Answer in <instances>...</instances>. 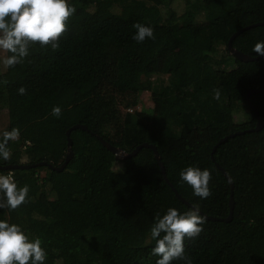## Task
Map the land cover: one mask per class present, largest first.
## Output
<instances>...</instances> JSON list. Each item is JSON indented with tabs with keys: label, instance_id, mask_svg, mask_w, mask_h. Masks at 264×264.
<instances>
[{
	"label": "trees",
	"instance_id": "1",
	"mask_svg": "<svg viewBox=\"0 0 264 264\" xmlns=\"http://www.w3.org/2000/svg\"><path fill=\"white\" fill-rule=\"evenodd\" d=\"M69 3L80 14L69 21L58 50L34 45L22 64L0 71V137L20 131L0 166L46 162L0 169L30 189L18 209H0V220L40 238L45 264H156L150 255L156 215L198 206L203 232L185 240L192 264H264V57L242 61L228 47L235 32L264 21V0ZM137 22L151 27L154 39L134 41ZM261 41L264 24L238 34L233 45L257 56L253 47ZM164 50L171 52L169 67L186 73L188 82L177 74L167 81L151 77L149 67ZM250 102L263 120L258 131H247L258 122ZM54 106L62 109L59 118ZM77 124L87 129L71 130L72 157L63 170L52 169L66 161L67 133ZM183 127L213 130L215 142L193 149L188 137L174 132ZM238 131L246 132L213 153L220 139ZM97 135L127 153L154 145L167 178L191 205L167 182L151 147L117 159ZM188 166L210 170L207 199L180 179ZM231 198V221L209 218H228Z\"/></svg>",
	"mask_w": 264,
	"mask_h": 264
},
{
	"label": "clouds",
	"instance_id": "2",
	"mask_svg": "<svg viewBox=\"0 0 264 264\" xmlns=\"http://www.w3.org/2000/svg\"><path fill=\"white\" fill-rule=\"evenodd\" d=\"M76 8L69 0H0V51L6 53L2 64L6 68L22 64L30 55V48H60V40L68 30V24L75 15ZM136 30L132 39L143 43L146 39H154V30L142 23H135ZM253 52L264 57V41L257 42ZM7 84L8 81H2ZM26 89H18L20 95ZM215 98H219V91ZM52 115L59 118L62 109L54 106ZM18 128L5 131L0 137V158L8 160L11 151L9 141L19 138ZM180 179L189 185L193 194L201 199L211 196V172L208 169L188 166L179 173ZM29 186H18L11 174H0V209L15 211L27 202ZM205 217L200 214L198 206H193L181 214L175 208H168L163 215L157 214L151 228V237L155 246L150 255L158 257L156 264H172L182 260L184 264H192L185 255V240H194L203 232ZM47 252L40 238H30L17 224L0 220V264H45Z\"/></svg>",
	"mask_w": 264,
	"mask_h": 264
},
{
	"label": "water",
	"instance_id": "3",
	"mask_svg": "<svg viewBox=\"0 0 264 264\" xmlns=\"http://www.w3.org/2000/svg\"><path fill=\"white\" fill-rule=\"evenodd\" d=\"M264 24V21L262 22H257V23H254L252 25H248L240 30H238L237 32H235V34L232 35V37L230 38L229 40V43H228V47H229V52L233 55H235L238 59L242 60V61H254V60H258L261 58V56H252V55H249V54H246L238 49H236L233 45V40L234 38L240 34L241 32H243L244 30L250 28V27H253V26H258V25H262ZM254 91H258L256 89L254 90H251L250 93L254 92ZM253 110H255V113L258 117V122H257V125L252 128V129H249L247 131H251V130H255V131H258L260 130L262 127H263V120L261 119V117L259 116V113L258 111L255 109V106L250 102ZM74 128H81V129H87V127L85 125H82V124H77L75 126H73V128H71L69 131H68V154H67V157H66V161L61 165V166H53L52 164H50L49 166L52 168V169H55L57 171H61L65 168V166L67 165L68 161L70 160V158L72 157L73 155V151H72V139L69 137V134L71 132L72 129ZM246 131H238L236 133H232L230 134L229 136H226L222 139H220L217 144L213 147V153L216 151L217 147L222 144L224 141H226L227 139H229V137H233L237 134H241V133H245ZM98 138L102 141V143L109 149L111 150L117 159H123V158H127V157H131L132 155H135L139 152V150L142 148V147H151L153 150H154V153H155V157L159 163V165L161 166V169H162V172L165 176V179L167 180V182L172 186L173 190L175 191L176 195L183 201L185 202L186 204L188 205H191L184 197L181 196V194L177 191V189L173 186V184L169 181V179L167 178L166 176V172H165V167H164V164L163 162L161 161V157H160V154L157 150V148L152 145V144H149V143H142L140 145H138L132 152L130 153H127L125 150H123L122 148H119V147H116L114 145H112L110 142L106 141L105 139H103L101 136L97 135ZM46 164V162H40V163H37V164H10V165H5V166H0V169H5V170H11V169H16V168H21V169H24V168H30V167H33V166H41V165H44ZM222 172L229 178V176L227 175L226 171L221 168ZM230 179V178H229ZM231 187L232 189L234 188V184L233 182H231ZM230 205H231V212H230V215L228 218H217V217H211L209 216V218L211 219H214V220H225V221H231L232 218H233V209H234V201L233 199L231 198L230 200Z\"/></svg>",
	"mask_w": 264,
	"mask_h": 264
},
{
	"label": "rangeland",
	"instance_id": "4",
	"mask_svg": "<svg viewBox=\"0 0 264 264\" xmlns=\"http://www.w3.org/2000/svg\"><path fill=\"white\" fill-rule=\"evenodd\" d=\"M76 14L79 15V10L76 11ZM0 53V71L5 69V66L2 64V60L4 56ZM171 52L168 50H164L160 53V55L153 61V63L149 67V72L151 77L159 78L167 81L173 75L177 74L181 77L183 82H188V75L182 71H174L168 65V60H170ZM143 100L145 101L147 106L152 105V101L150 95L145 93L143 96ZM1 115L5 117V111L1 112ZM177 135H183L190 139L191 146L193 149H208L215 142V135L213 130H198L188 127H183L181 131H174Z\"/></svg>",
	"mask_w": 264,
	"mask_h": 264
},
{
	"label": "built area",
	"instance_id": "5",
	"mask_svg": "<svg viewBox=\"0 0 264 264\" xmlns=\"http://www.w3.org/2000/svg\"><path fill=\"white\" fill-rule=\"evenodd\" d=\"M126 110H127L128 112H132V113L135 112V108H133V107H129V108H127ZM9 174H11L12 177L14 178V176H13V172H9ZM7 175H8V174H7Z\"/></svg>",
	"mask_w": 264,
	"mask_h": 264
}]
</instances>
